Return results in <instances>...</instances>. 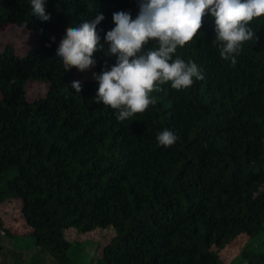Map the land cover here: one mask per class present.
<instances>
[{"label": "trees", "instance_id": "1", "mask_svg": "<svg viewBox=\"0 0 264 264\" xmlns=\"http://www.w3.org/2000/svg\"><path fill=\"white\" fill-rule=\"evenodd\" d=\"M139 10V0H46L52 18L41 21L31 0H0V29L40 36L25 56L12 45L0 53V208L17 199L18 227L57 264H72L71 228L115 230L95 264H222L220 250L264 233V16L249 22L258 39L244 42L232 67L212 45L215 18L206 14L174 54L205 78L183 90L160 85L155 106L120 122L95 102L98 81L76 93L78 69L65 71L56 51L67 28L100 14L107 50L113 13L135 19ZM94 58L97 74L117 61L101 51ZM29 81L48 83L47 95L29 101ZM164 129L179 136L174 145L158 144ZM6 224L0 214V233L20 234ZM240 257L264 264V251L247 246Z\"/></svg>", "mask_w": 264, "mask_h": 264}, {"label": "clouds", "instance_id": "2", "mask_svg": "<svg viewBox=\"0 0 264 264\" xmlns=\"http://www.w3.org/2000/svg\"><path fill=\"white\" fill-rule=\"evenodd\" d=\"M139 9L135 19L129 12L113 13L116 27L106 34L107 50L97 34V25L105 19L100 14L91 22L67 28L56 51L65 71L76 68L84 72L95 67L97 51L117 56L111 70L106 67L93 73V78L99 83L95 102L116 110L120 122L155 106L157 98L150 94L162 90L160 85L171 82L173 89L183 90L193 85V78H205L195 62H185L174 54L178 46L183 48L200 32L206 14L215 18L213 47L235 67L244 42L258 39L249 22L264 16V0H139ZM31 13L41 21L52 18L46 0H31ZM150 41L155 46L145 51ZM71 86L76 93L82 91L80 81L74 80ZM156 140L161 146H172L179 136L164 129Z\"/></svg>", "mask_w": 264, "mask_h": 264}, {"label": "rangeland", "instance_id": "3", "mask_svg": "<svg viewBox=\"0 0 264 264\" xmlns=\"http://www.w3.org/2000/svg\"><path fill=\"white\" fill-rule=\"evenodd\" d=\"M40 44V36L30 30L11 25L5 29H0V53L8 45H12L19 56H25L31 48ZM78 80L86 82L95 80L93 73H97L96 66L90 70L81 72L78 70ZM50 89V85L41 81H29L26 83L27 98L29 101H36L44 98ZM0 91V97H1ZM1 218L5 220L8 227L16 230L19 235L10 237L0 233V244L3 246V253L0 258V264H57L55 259L45 254L37 247L34 237L29 235V231L19 222V202L12 199L0 208ZM65 237L72 243L70 257L72 264H95L98 258L102 257L103 248L115 236L113 228L97 229L93 232L82 233L77 229H68L65 231ZM244 246L247 249L256 252L264 251V233L249 240L248 237H242L235 241L226 249L220 250L222 264H240L242 257L240 254Z\"/></svg>", "mask_w": 264, "mask_h": 264}]
</instances>
